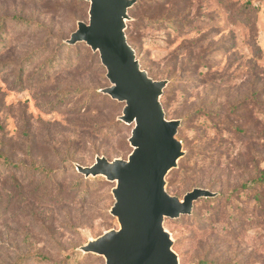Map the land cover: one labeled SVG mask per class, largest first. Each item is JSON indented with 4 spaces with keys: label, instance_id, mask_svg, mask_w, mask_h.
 Instances as JSON below:
<instances>
[{
    "label": "rangeland",
    "instance_id": "374dc122",
    "mask_svg": "<svg viewBox=\"0 0 264 264\" xmlns=\"http://www.w3.org/2000/svg\"><path fill=\"white\" fill-rule=\"evenodd\" d=\"M149 1L138 0L126 25L142 68L170 81L162 102L180 121L187 161L166 189L181 200L196 188L221 194L165 219L173 250L181 264H264V0ZM89 8L0 0V264L33 254L48 257L43 264H104L81 248L120 228L115 184L81 186L74 169L132 151L125 103L94 97L111 85L99 55L63 46ZM46 185L59 191L52 202Z\"/></svg>",
    "mask_w": 264,
    "mask_h": 264
},
{
    "label": "water",
    "instance_id": "95a60500",
    "mask_svg": "<svg viewBox=\"0 0 264 264\" xmlns=\"http://www.w3.org/2000/svg\"><path fill=\"white\" fill-rule=\"evenodd\" d=\"M84 1L89 22L78 24L69 43L84 42L99 53L111 84L103 92L125 103L121 121L134 127L127 160L98 157L91 167H77L86 177L116 183L111 214L120 225L81 250L103 256L105 264H180L165 219L191 214L196 201L216 194L198 188L181 200L166 190L167 175L185 155L177 139L180 121L167 120L161 103L168 82L150 78L128 43L126 21L136 0Z\"/></svg>",
    "mask_w": 264,
    "mask_h": 264
},
{
    "label": "trees",
    "instance_id": "16d2710c",
    "mask_svg": "<svg viewBox=\"0 0 264 264\" xmlns=\"http://www.w3.org/2000/svg\"><path fill=\"white\" fill-rule=\"evenodd\" d=\"M81 1H84V0H81ZM153 0H151V1H149V2H152ZM85 2V1H84ZM138 5V0H136V3L134 4V6L129 10V11H133V10H135V8H136V6ZM89 10H90V8H89ZM130 14V12H128V15ZM129 19H131V16L129 15ZM81 22H84V21H79V23H81ZM84 23H87V22H84ZM5 20H2V21H0V38H1V36H2V34H3V32H4V29H5ZM78 29V28H77ZM76 29V30H77ZM126 36H127V39H128V43L130 44V39L128 38V35H127V25H126ZM73 34V33H72ZM72 36V35H71ZM71 36H70V38L69 39H67L63 44V46H64V48H66V49H68V50H72V49H77V48H79L80 47V45H82V44H85L86 46H87V44L86 43H84V42H80V43H76V44H70L69 43V40L71 39ZM130 46L133 48V46L130 44ZM88 48H90L89 46H87ZM134 49V48H133ZM90 50L93 52V50L90 48ZM135 50V49H134ZM136 52V51H135ZM94 54H98L99 55V53H95V52H93ZM99 59H100V55H99ZM100 62H101V60H100ZM101 65H102V63H101ZM103 66V65H102ZM104 67V66H103ZM142 67V66H141ZM105 68V67H104ZM143 69V68H142ZM106 70V69H105ZM144 70V69H143ZM148 73V72H147ZM148 75H149V73H148ZM149 77L150 78H152L150 75H149ZM106 78H107V71H106ZM153 80H155L154 78H152ZM107 80H108V78H107ZM109 81V80H108ZM156 81V80H155ZM168 82V85H167V87L165 88V90H164V92H163V95H162V97H161V103H162V106H163V108H164V111H165V108H166V105H167V102H166V104L165 103H163L162 102V100H163V98L165 97V94H166V90H167V88H168V86H169V84H170V81H167ZM111 85H109L108 87H106V88H101V89H97V90H95L94 91V97H97V98H99L100 100H102V101H106V102H109L110 104H112L113 102H118V101H116V100H114V99H112L110 96H108V95H106V94H104V90L105 89H107V88H109ZM121 103V102H120ZM125 107V106H124ZM165 114H166V118H167V113H166V111H165ZM167 120H169L168 118H167ZM130 126H132V125H130ZM134 127V126H133ZM133 130V129H132ZM131 137V136H130ZM130 139V138H129ZM129 139H128V142H129ZM129 144H130V142H129ZM131 146V145H130ZM131 148H132V146H131ZM133 152V148H132V151H131V153ZM130 153V154H131ZM130 154H129V156H130ZM128 156V157H129ZM98 157H101V158H106L107 160H109L110 162H112V161H114V160H110L109 158H107V157H105V156H98ZM97 157V158H98ZM96 158V159H97ZM115 160H117V159H115ZM122 160H127V159H122ZM182 162V161H187V156L185 155V156H183L179 161H178V164H179V162ZM204 161V160H203ZM6 162H7V160H6ZM95 163H96V161H95ZM94 163V164H95ZM93 164V165H94ZM92 165V166H93ZM78 166H81V167H84V168H87L88 166H84V165H82V164H79V163H76L75 165H74V169H75V171L77 172V180H78V184L79 185H84V184H87L88 183V181L89 180H91L92 181V179H96V178H98V177H102V178H105V177H103V176H90V177H86L85 175H83L82 173H80L79 172V170H78ZM89 167H91V166H89ZM171 172L172 171H170L169 172V174L167 175V177H166V182H167V178L170 176V174H171ZM106 179V178H105ZM94 181H96V180H94ZM106 181L107 182H110V181H108L107 179H106ZM110 183H112V184H115L114 185V187H113V189L116 187V183H113V182H110ZM168 184H169V181L167 182ZM258 183V181L257 180H255V181H251L250 183H248V185L249 186H251V187H255V185ZM170 186V185H169ZM113 189H112V191H113ZM196 189H198V188H196ZM199 189H204V188H199ZM167 190V189H166ZM204 190H208V191H210V192H212V193H214V194H216V196L215 197H211V198H202V199H199L198 201H196L195 203H194V205H193V210H192V213L191 214H186V215H181L179 218H181V217H183V216H192L193 214H194V209H195V205L199 202V201H202V200H216V199H218L220 196H221V194L220 193H215V192H213V191H211V190H209V189H204ZM42 192H43V194H42V198L46 201L45 203H47V202H52V201H54L55 200V198H58L59 197V191H58V189L55 187V186H50V185H46L43 189H42ZM167 192L171 195V196H174V195H172L171 193H170V191H169V189L167 190ZM174 197H176V196H174ZM177 198H179V197H177ZM180 199V198H179ZM179 218H177V219H179ZM174 251V250H173ZM175 252V251H174ZM85 254L86 255H95V256H97V257H99V258H103L104 259V257L103 256H99V255H97V254H94V253H88V252H85ZM29 260H32L33 262H36V263H39V264H43V263H48V262H50V260H49V258L48 257H46V256H44V255H40V254H33V255H31V256H28V257H23V258H19L17 261H15L13 264H27L28 263V261ZM70 260V258L68 257V259L66 260V261H64L63 262V264H66V262L67 261H69ZM180 260V259H179ZM104 261H105V259H104ZM68 264V263H67ZM105 264V263H104ZM180 264H181V262H180Z\"/></svg>",
    "mask_w": 264,
    "mask_h": 264
}]
</instances>
